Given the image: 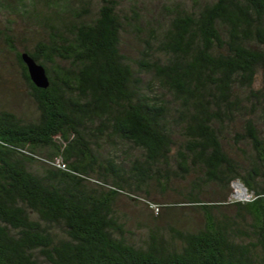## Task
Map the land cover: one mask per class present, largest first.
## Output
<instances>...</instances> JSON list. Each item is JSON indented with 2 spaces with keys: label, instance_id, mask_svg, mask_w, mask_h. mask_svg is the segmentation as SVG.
<instances>
[{
  "label": "trees",
  "instance_id": "obj_1",
  "mask_svg": "<svg viewBox=\"0 0 264 264\" xmlns=\"http://www.w3.org/2000/svg\"><path fill=\"white\" fill-rule=\"evenodd\" d=\"M131 1L0 0L37 112L0 109V264H264V0L161 2L160 18ZM16 33L36 43L18 49ZM228 139L252 154L235 159ZM189 178L179 193L201 227L135 242L119 196L172 211L150 203L151 182ZM208 184L246 197L206 203Z\"/></svg>",
  "mask_w": 264,
  "mask_h": 264
},
{
  "label": "rangeland",
  "instance_id": "obj_2",
  "mask_svg": "<svg viewBox=\"0 0 264 264\" xmlns=\"http://www.w3.org/2000/svg\"><path fill=\"white\" fill-rule=\"evenodd\" d=\"M99 0H91L93 5H96ZM120 7L124 11H128L131 4V0H118ZM136 4L140 8L147 6L151 14L161 17V2L168 5L180 4L182 6H188L191 4V0H153L150 4V0H135ZM1 17V16H0ZM4 24L0 22V30L3 29ZM24 37L26 38L25 41ZM19 36L14 34L15 44L18 49L23 46L32 48L36 43L37 37L35 35ZM14 63V57L12 53L7 51V47L0 39V109L14 112L19 118L24 120H34L37 117V112L31 97L29 96V89L22 77L16 70ZM229 140V139H228ZM245 150V153L238 151ZM224 149L235 159L242 161L245 159V155L252 154L251 149L247 145H233L231 140L224 142ZM187 181L171 180L167 187H164L160 192L155 183L151 182V198L150 203L157 204L158 207L174 206V209L163 210L159 208L156 213L155 209L147 207L143 203H136L130 201L125 196H119L115 202V211L121 217V221L126 224L127 229L132 233L131 238L135 242H140L147 238L148 233L151 230L158 231L166 239H169L170 228H190L201 227L203 224V218L198 209L193 208L188 203H183V197L179 193L186 186ZM235 193L230 195L231 192L220 191L214 184H208L203 188L202 198L206 203L211 202H224L228 197L231 198H245L246 195L242 189L233 185ZM239 192V194H238ZM226 196V199L224 197ZM226 213L233 217L236 216L237 211L234 207L225 208ZM165 212H168V216H164Z\"/></svg>",
  "mask_w": 264,
  "mask_h": 264
},
{
  "label": "water",
  "instance_id": "obj_3",
  "mask_svg": "<svg viewBox=\"0 0 264 264\" xmlns=\"http://www.w3.org/2000/svg\"><path fill=\"white\" fill-rule=\"evenodd\" d=\"M21 58L26 66L27 73L32 84L39 89H46L49 86V79L46 73V69L43 65L39 64L32 56L28 53H21ZM244 193L246 190L242 185H238Z\"/></svg>",
  "mask_w": 264,
  "mask_h": 264
},
{
  "label": "bare ground",
  "instance_id": "obj_4",
  "mask_svg": "<svg viewBox=\"0 0 264 264\" xmlns=\"http://www.w3.org/2000/svg\"><path fill=\"white\" fill-rule=\"evenodd\" d=\"M238 186V185H237ZM238 194H239V192H238Z\"/></svg>",
  "mask_w": 264,
  "mask_h": 264
}]
</instances>
